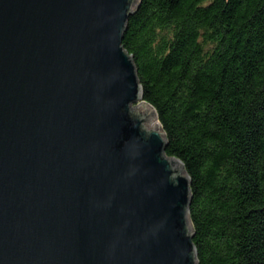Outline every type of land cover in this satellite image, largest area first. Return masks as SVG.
<instances>
[{
	"label": "water",
	"instance_id": "obj_1",
	"mask_svg": "<svg viewBox=\"0 0 264 264\" xmlns=\"http://www.w3.org/2000/svg\"><path fill=\"white\" fill-rule=\"evenodd\" d=\"M140 0H0V264H198L190 177L122 39Z\"/></svg>",
	"mask_w": 264,
	"mask_h": 264
},
{
	"label": "trees",
	"instance_id": "obj_2",
	"mask_svg": "<svg viewBox=\"0 0 264 264\" xmlns=\"http://www.w3.org/2000/svg\"><path fill=\"white\" fill-rule=\"evenodd\" d=\"M122 45L190 177L198 264H264V0H140Z\"/></svg>",
	"mask_w": 264,
	"mask_h": 264
}]
</instances>
